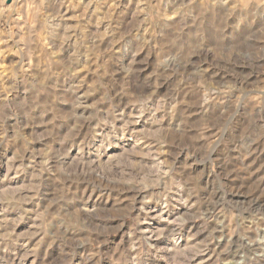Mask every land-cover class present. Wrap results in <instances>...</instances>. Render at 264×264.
Wrapping results in <instances>:
<instances>
[{
	"label": "rangeland",
	"instance_id": "obj_1",
	"mask_svg": "<svg viewBox=\"0 0 264 264\" xmlns=\"http://www.w3.org/2000/svg\"><path fill=\"white\" fill-rule=\"evenodd\" d=\"M0 264H264V0H0Z\"/></svg>",
	"mask_w": 264,
	"mask_h": 264
}]
</instances>
